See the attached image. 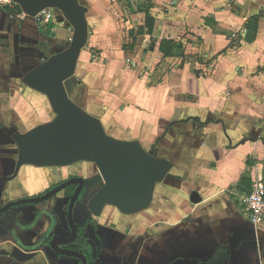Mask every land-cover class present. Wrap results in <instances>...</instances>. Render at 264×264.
<instances>
[{
    "label": "crops",
    "instance_id": "crops-1",
    "mask_svg": "<svg viewBox=\"0 0 264 264\" xmlns=\"http://www.w3.org/2000/svg\"><path fill=\"white\" fill-rule=\"evenodd\" d=\"M80 2L88 40L68 94L111 136L138 141L170 168L148 208L123 214L108 205L67 248L90 260L84 240L92 242L100 249L92 264H264V227L239 204L254 181L264 183V0ZM70 36L62 16L38 25L17 7L0 8V208L62 179L55 167H17L13 135L52 118L46 96L23 77ZM165 39L177 44L171 56L159 50ZM68 198L5 210L0 264H64L41 242L53 222L69 235Z\"/></svg>",
    "mask_w": 264,
    "mask_h": 264
},
{
    "label": "water",
    "instance_id": "water-1",
    "mask_svg": "<svg viewBox=\"0 0 264 264\" xmlns=\"http://www.w3.org/2000/svg\"><path fill=\"white\" fill-rule=\"evenodd\" d=\"M29 16L43 8H55L72 28L69 43L62 51L51 55L33 68L23 81L32 89L44 94L53 113L52 118L37 124L24 133L16 132L17 167L21 165L64 167L75 162H91L97 177L103 181L86 203V215L99 216L104 207L111 205L120 213L132 214L148 208L154 187L167 175L170 163L154 157L136 140H121L105 130L101 120L77 104L68 94L65 82L74 75L78 57L88 40L87 7L80 0H12ZM77 184L66 208L69 236L52 235L55 222L49 224L41 242L56 255L75 259L77 264H92L98 256L96 246L84 240L91 248L89 258L82 252L67 248L80 239L73 210L84 187V179L75 177L60 183L44 195L25 197L0 208V215L10 207L35 204L49 200L65 187ZM194 196V195H193ZM193 203L200 201L191 197ZM57 230V229H56ZM67 260L62 263L68 264Z\"/></svg>",
    "mask_w": 264,
    "mask_h": 264
},
{
    "label": "built area",
    "instance_id": "built-area-1",
    "mask_svg": "<svg viewBox=\"0 0 264 264\" xmlns=\"http://www.w3.org/2000/svg\"><path fill=\"white\" fill-rule=\"evenodd\" d=\"M7 6L10 9H15L17 4L12 0H0V8ZM21 16L29 17L21 10ZM61 16V13L55 8H43L39 10L34 16L36 24L45 25L49 20ZM72 34V28L70 27ZM71 37V36H70ZM239 204L241 212L246 220L255 225L264 227V183L261 180H256L252 183L250 190L240 196Z\"/></svg>",
    "mask_w": 264,
    "mask_h": 264
},
{
    "label": "flooded vegetation",
    "instance_id": "flooded-vegetation-1",
    "mask_svg": "<svg viewBox=\"0 0 264 264\" xmlns=\"http://www.w3.org/2000/svg\"><path fill=\"white\" fill-rule=\"evenodd\" d=\"M78 163H81V164H78ZM82 166L84 167V170L86 172L85 175L80 174V173L77 172L78 169H79L77 167H82ZM49 167H55V166H49ZM55 168H58L59 174H60V176H62V179L59 182H57L55 185L51 186L47 190V192L49 190H51L52 188L57 187L60 183L65 182V181H67L69 179H72V178H75V177H80V178H83L84 179L85 184H84V187L83 188H85L88 185V183H89L90 180L93 181V184L87 186V188H88L87 191L82 190L81 196H79V199L77 201V204H76V206H75V208L73 210V218H74V212H77L78 209L82 211L81 216H80L81 217V221L80 222H77L76 219H74V221H75V223L77 225H80V227L78 228V231H79L80 236H83L88 231V225L91 226V224L93 223L92 222V219L90 218V215L91 214H89L86 217L85 221H83L84 220V216L86 215L85 213L87 211V208H86V202H85V200L82 199V197L85 195V198H86V196L89 193V191L91 190V188H95L96 185L99 182L98 177H97V171L95 169V166L91 162L79 161V162H75L73 164H70V165H67V166H64V167H59L58 166V167H55ZM77 186H78L77 184H71V185L65 187L64 190L63 191H60V192L63 193V196L64 197L65 196H70L72 194L73 190L75 188H77ZM68 200H69V198H68ZM67 203H68V201H67ZM77 206H79V207H77ZM66 208H67V205H66ZM65 220H66V209H65ZM66 228L68 229L69 235H70V230L68 228L67 222H66ZM56 229H52L51 231H48V232H51L52 235H57V234L60 235L59 234V229L58 228H56ZM45 233L46 232H44V234H43L44 236H45ZM97 247L98 246H96V248Z\"/></svg>",
    "mask_w": 264,
    "mask_h": 264
},
{
    "label": "trees",
    "instance_id": "trees-1",
    "mask_svg": "<svg viewBox=\"0 0 264 264\" xmlns=\"http://www.w3.org/2000/svg\"><path fill=\"white\" fill-rule=\"evenodd\" d=\"M17 8L20 10V7L18 5H17ZM246 30H247V32H250V30H251L250 26H248V24L246 26ZM175 48H177V44L174 43V41L172 39H165V40L161 41V43L159 45V50L161 51V53L163 54L164 57L173 55Z\"/></svg>",
    "mask_w": 264,
    "mask_h": 264
},
{
    "label": "rangeland",
    "instance_id": "rangeland-1",
    "mask_svg": "<svg viewBox=\"0 0 264 264\" xmlns=\"http://www.w3.org/2000/svg\"><path fill=\"white\" fill-rule=\"evenodd\" d=\"M67 82V81H66ZM68 84V83H67ZM78 164H81V163H78ZM83 200H85V195L82 197Z\"/></svg>",
    "mask_w": 264,
    "mask_h": 264
}]
</instances>
